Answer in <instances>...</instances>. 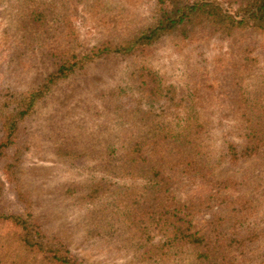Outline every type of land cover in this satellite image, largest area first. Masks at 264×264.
I'll return each instance as SVG.
<instances>
[{
  "label": "trees",
  "instance_id": "1",
  "mask_svg": "<svg viewBox=\"0 0 264 264\" xmlns=\"http://www.w3.org/2000/svg\"><path fill=\"white\" fill-rule=\"evenodd\" d=\"M11 2L8 6L15 15L24 51L42 49L50 70L41 84L22 92L2 89L8 94L0 98V107L6 106L8 116H13L9 119L0 114L9 134L18 130V124L61 80L86 74L98 62L144 50L171 35L185 38L200 25L226 35L245 27L264 29V0H243L234 13L223 10L214 0H156L151 20L139 23L117 40L78 51L73 47L68 0ZM76 2L86 11L102 4L101 0ZM255 61L246 57L240 67L244 72L236 76L238 102L231 111L247 144L240 150L228 144L229 161L236 160L240 151L246 155L264 143V78L252 81L249 90L243 87L248 84L246 78L252 80L257 68L262 69ZM138 67L125 71L111 88L98 90L92 107L82 114L83 122L75 123L63 138L70 151L83 145L77 148L81 149L78 153L94 162L87 168L98 176L81 183L80 195L75 198L84 208L80 224L90 234L89 239L111 244L116 253L128 255L137 264H226L244 238L239 236L236 223L247 212L243 210L237 220L225 218L228 206L220 200L219 188L202 202L183 203L169 182L174 175H166L167 171L190 177L212 175L204 157L210 121L205 116L203 96L188 89L174 102L170 91L175 86L162 85L160 77H146ZM132 92L145 104L134 108L114 105L119 96ZM166 101L168 107H154ZM72 187L68 189L71 196ZM212 188L216 186L212 184ZM207 212L211 216L195 227V217ZM0 219L15 230L2 233L0 223V264H85L65 245L43 234L30 214L1 213Z\"/></svg>",
  "mask_w": 264,
  "mask_h": 264
},
{
  "label": "rangeland",
  "instance_id": "2",
  "mask_svg": "<svg viewBox=\"0 0 264 264\" xmlns=\"http://www.w3.org/2000/svg\"><path fill=\"white\" fill-rule=\"evenodd\" d=\"M214 1L230 13L243 3ZM10 2L0 0V98L8 94L4 88L22 92L41 84L50 70L41 55L42 49L24 51ZM101 2L96 9L86 11L76 0H68L75 37L73 47L78 51L117 40L139 23L151 20L156 0ZM213 30L207 25L196 26L185 38L171 35L144 50L98 62L86 74L64 78L10 134L0 118V214H30L43 234L65 245L85 264H137L128 255L116 253L111 244L91 240L90 234L84 232L80 224L84 208L75 198L80 195L81 183L97 180L98 176L87 168L94 162L78 153L81 149L77 148L83 145L70 151L63 138L75 123L83 122L82 114L92 107L98 90L111 88L125 71L139 66L146 77H160L162 85L176 87L170 91L174 102L190 89L202 95L207 106L205 116L210 121V132L204 137V157L211 165L212 175L190 177L167 171V176L174 175L169 182L175 195L183 203H198L214 189H221L220 200L228 206L225 218L237 220L243 210L247 212L236 223L244 240L231 251L226 264H264V143L246 155L240 151L234 161L228 160L231 153H227L228 144L237 150L247 144L244 130L239 129L231 111L238 102L235 80L244 72L240 67L246 57L255 58V66L262 69L257 68V76L254 74L252 80L250 76L246 78L248 84L243 87L249 90L252 81L264 78V29L245 27L229 35ZM113 103L124 108L145 104L137 92L123 94ZM168 105L169 101L157 102L154 107L162 109ZM6 108L0 107L4 117L10 114ZM12 118L11 115L9 119ZM105 179L109 182V177ZM71 186L73 197L68 191ZM210 216V212L197 215L194 226ZM0 223L2 233L14 230L4 220L0 219Z\"/></svg>",
  "mask_w": 264,
  "mask_h": 264
}]
</instances>
